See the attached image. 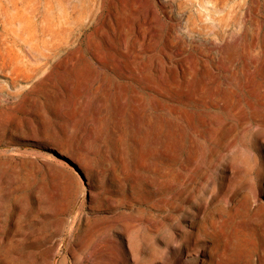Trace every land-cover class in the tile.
Segmentation results:
<instances>
[{
  "label": "rangeland",
  "instance_id": "1",
  "mask_svg": "<svg viewBox=\"0 0 264 264\" xmlns=\"http://www.w3.org/2000/svg\"><path fill=\"white\" fill-rule=\"evenodd\" d=\"M179 1L96 0L89 26V0L44 2L43 22L65 7L80 29L37 74L0 69V264H177L156 258L171 226L138 221L149 169L184 164L193 141L202 163L219 148L234 167L212 176L223 183L204 219L211 264H264V179L254 167L244 183L235 158L264 165V0H229L221 23ZM149 9L158 32L137 17Z\"/></svg>",
  "mask_w": 264,
  "mask_h": 264
},
{
  "label": "bare ground",
  "instance_id": "2",
  "mask_svg": "<svg viewBox=\"0 0 264 264\" xmlns=\"http://www.w3.org/2000/svg\"><path fill=\"white\" fill-rule=\"evenodd\" d=\"M9 1L14 2L13 10L0 12L2 16V26L0 27V69L6 70L7 73L31 77L42 71L43 66L56 54L59 45L62 42L71 41L76 30L80 29V27L77 26L78 22L75 16L71 11H67L65 7H60L58 12L48 19L47 23L43 22L42 7L44 2L48 0ZM95 1L89 0L88 26L91 25L94 19L93 5ZM191 1L193 0H180L179 4L186 5ZM197 1L203 8L206 5L210 6L208 10L209 16L217 22L221 23L225 19V8L229 5V0ZM146 11L147 16L143 11H137V17L141 22L150 26L153 24L152 28H154V24H157V18L154 16L152 9ZM213 13H218L219 16H214ZM189 17L192 18L191 16ZM197 23L193 19L189 28L193 31L196 30ZM205 28L204 26L203 29ZM154 30L158 32L156 28ZM165 37L167 41L176 39L172 30L167 31ZM164 53L166 54V52ZM241 112L242 108L240 106L232 109L233 114H241ZM258 120L257 127L264 126V119ZM203 122L208 136L213 137L215 129L212 127V122L210 120ZM259 130L264 134V128ZM222 138L223 142L220 147L229 151L232 140L226 135H223ZM220 151L217 148L216 151L214 150L210 154L207 162L202 163L201 158L202 156L205 157L203 155L205 151L200 144L193 141L184 164L175 167L174 165L178 163V157H175L169 163L171 164L170 167L158 166L157 168L149 169L150 174L147 175L146 179V191L151 197L148 201L147 209H142L148 215L138 222L147 223V229L152 233H157L160 227H164L166 224L171 226L170 238L166 241L169 250L156 256L161 263L177 256V264H184L182 257L194 254L195 264H211L212 259L206 253L209 248L204 243L206 237L209 236L204 219L212 212L211 209L207 210L206 208L211 204L210 200L214 196L213 192L215 194L217 192L215 187L219 185L220 189H222L221 184L223 183L212 179V176L221 168H224L223 170L234 169L232 161H223ZM235 158L239 162L240 178L243 179L244 183H250L254 167L257 168L260 182L264 179L262 178L264 176L262 159L254 154L249 156L244 153H239ZM206 185H210L212 190L209 191L208 198H203V191ZM156 212L165 213V215L158 225H152L150 222L157 217ZM200 217L201 221L198 220Z\"/></svg>",
  "mask_w": 264,
  "mask_h": 264
}]
</instances>
